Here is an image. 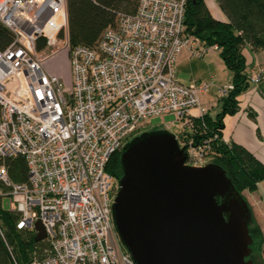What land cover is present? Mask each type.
<instances>
[{"label":"built area","instance_id":"obj_1","mask_svg":"<svg viewBox=\"0 0 264 264\" xmlns=\"http://www.w3.org/2000/svg\"><path fill=\"white\" fill-rule=\"evenodd\" d=\"M186 1L137 0L86 45L70 43L67 0H0L11 34L0 46V158L21 156L28 170L25 183L12 184L1 164L0 181L11 187L16 227L37 233L39 221L47 243L27 264H134L113 239L118 180L106 164L152 115L172 113L192 128L208 112L201 98L212 81L184 83L175 74L184 48L196 56L219 49L186 28ZM63 51L69 81L47 66ZM210 140L178 138L186 164L211 157Z\"/></svg>","mask_w":264,"mask_h":264},{"label":"water","instance_id":"obj_2","mask_svg":"<svg viewBox=\"0 0 264 264\" xmlns=\"http://www.w3.org/2000/svg\"><path fill=\"white\" fill-rule=\"evenodd\" d=\"M185 149L161 127L124 143L112 203L120 243L134 264H253L247 201L218 164H186Z\"/></svg>","mask_w":264,"mask_h":264},{"label":"trees","instance_id":"obj_3","mask_svg":"<svg viewBox=\"0 0 264 264\" xmlns=\"http://www.w3.org/2000/svg\"><path fill=\"white\" fill-rule=\"evenodd\" d=\"M217 2L227 20L214 17L205 0H187L184 22L186 28L203 42L219 46V54L231 70L233 88L223 97L221 109L214 115L207 112L202 119H194L192 133L188 135H193L195 141H200V137L211 136L213 154L210 162L226 171L235 188L246 200L242 192L256 190L258 183L264 178V165L239 143L225 141L222 129L225 114L234 113L238 108L237 95L250 85L241 46L248 42L253 48L264 49V0ZM136 4L132 6V0H67L70 43L94 44L106 26L115 24L116 11H133ZM10 38V31L0 23V46H4ZM214 131H217V136L212 138ZM120 154V150L114 152L106 164V171L117 180L122 175ZM1 164L6 166L12 184L27 181L28 170L21 156L0 158ZM10 189V186L0 181V264H27L33 258L43 256L47 243L44 240L37 241L34 231L16 227L18 212L10 207L4 209L2 204L4 198L9 199L7 193ZM249 233L252 237L251 252L253 247L260 264H263L261 252L264 230L253 215Z\"/></svg>","mask_w":264,"mask_h":264},{"label":"crops","instance_id":"obj_4","mask_svg":"<svg viewBox=\"0 0 264 264\" xmlns=\"http://www.w3.org/2000/svg\"><path fill=\"white\" fill-rule=\"evenodd\" d=\"M205 3L214 17L227 20V16L219 7L217 0H205ZM241 51L245 57L249 77L257 72L261 73V77L258 83L250 82L249 87L237 95V110L234 113L225 114L223 118L222 137L225 141L239 143L264 165V49L253 48L246 42L241 46ZM218 53L214 50H208L202 57L194 58L195 56H192L189 50L184 48L178 54L176 61L175 74L177 78L180 81H182L180 78L187 79V81H182L184 83L212 81V85L217 90V81L211 70L217 69L215 66L220 63L221 56ZM197 60L201 63V68L194 72L189 66ZM183 65H186L187 68ZM230 81L231 74H228V78L224 82ZM204 95L205 93L202 96ZM203 104L208 106L205 101ZM208 112L210 113L211 110L208 109ZM245 197L254 219L264 230V178L260 180L256 190L247 191ZM261 257L264 264V244Z\"/></svg>","mask_w":264,"mask_h":264},{"label":"rangeland","instance_id":"obj_5","mask_svg":"<svg viewBox=\"0 0 264 264\" xmlns=\"http://www.w3.org/2000/svg\"><path fill=\"white\" fill-rule=\"evenodd\" d=\"M136 1L137 0H132V6H135ZM122 10H125V9H122ZM209 50H212V51L214 50L217 53L220 51L219 49H209ZM192 56H195L194 58L202 57V56H196V55H192ZM223 62H224L223 59L220 57L219 65L215 66L217 69L211 70L213 72V75H215L214 78H216L217 86L227 84L228 82H224V81L227 80L228 74L229 75L231 74V70H229L228 67L226 66V64ZM47 66L55 72L62 73L63 76L65 77V79L67 81H69L70 65H69V58H68V55L66 54V52H64V51L60 52L59 54H57L53 58L49 59L47 61ZM183 67L187 68L186 65H183ZM189 67L192 69V71L195 72L201 68V63L197 60V61L193 62ZM180 79H182V81H184V80L187 81V79H185V78H180ZM223 97L224 96H221V94L219 92H217V90H215L214 85L211 84L209 89L205 92V95L202 96L201 100L203 102L205 101V103L208 104L207 107L211 110L210 113L215 114L217 111H219L221 109L220 106H221V102L223 100ZM153 127H161V128L168 129L169 131L173 132L180 139H184V137H188V134L192 133V128L189 126H183L182 121L180 119H177L175 117V115L172 113H166L164 115H160V114L152 115L151 117H149L147 119V121L145 123V127H143V126L141 127L140 132L147 130V129H151ZM130 138H132V137H130ZM194 141H195V139H194ZM210 161H211V157H207L206 159H204V161L199 162V165L200 166L204 165ZM188 163L190 165H194L193 162H188ZM242 193L244 196H246L247 191L244 190ZM2 204H3L4 209L10 207L9 199L4 198L2 200ZM113 239L119 245L120 248L123 246L120 243L115 230H113ZM257 255H258L257 251L252 247V252L248 258L252 259L253 264H260V260H259Z\"/></svg>","mask_w":264,"mask_h":264},{"label":"flooded vegetation","instance_id":"obj_6","mask_svg":"<svg viewBox=\"0 0 264 264\" xmlns=\"http://www.w3.org/2000/svg\"><path fill=\"white\" fill-rule=\"evenodd\" d=\"M209 163V162H208Z\"/></svg>","mask_w":264,"mask_h":264}]
</instances>
